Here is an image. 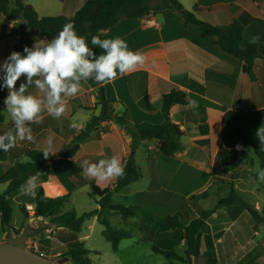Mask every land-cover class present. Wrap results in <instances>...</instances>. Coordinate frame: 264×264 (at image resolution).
<instances>
[{"label":"crops","instance_id":"crops-1","mask_svg":"<svg viewBox=\"0 0 264 264\" xmlns=\"http://www.w3.org/2000/svg\"><path fill=\"white\" fill-rule=\"evenodd\" d=\"M179 1L186 10L196 13L200 19L213 24L226 25L232 21L239 22L244 27L243 36L246 40L250 41L252 37L259 36L260 40L258 44L264 45V0ZM14 2L15 0H10L11 6H13ZM24 2L35 10L40 17H71L83 6L85 0H24ZM159 4L147 6L153 8ZM0 23L5 24L11 30L10 36L0 38V63H2L13 52L14 46L22 39L23 36L18 34V29L19 27L26 26V24L22 19L12 22L6 20L1 15ZM99 35L101 39H110L117 36L124 39L132 51L140 52L144 55V63L139 65L135 71L123 76H117L115 80L110 82L95 84L89 80L83 85L87 90L84 94L76 97L74 101L65 103L66 111L60 119L52 117L46 111L42 112L40 122H33L29 125L32 128L34 141H17L16 146L10 149L8 160L0 164L3 174L0 184L5 182V188L1 193L5 192L10 183L19 177L16 166L17 162H25L22 160L24 156L18 152V149L27 147L44 151L47 139L51 138L54 141L55 150L48 154L47 174L49 181H60L67 190L71 191L72 195L69 200L77 192L89 196L92 186L98 183L84 171L82 167L83 161L88 160L94 163L100 159L110 158L113 155L107 154L105 146L100 140L95 141L92 138H88L82 142L79 151L72 159L57 158L55 154L65 145L73 142V137L87 126L92 116H99L101 114L102 107L98 108L100 111L99 114H96L98 110L95 112L89 109L87 105L90 97L92 98L90 100L92 103L96 102L95 94L98 95L99 89L102 90L103 98L110 105L115 106V108L119 105L126 109L127 116L134 125L142 123L163 124L166 121L161 111L163 96L172 89L177 88L187 94L188 103L187 105H174L171 108L170 117L176 124L183 123L186 126H198L201 118L192 113V111L194 109L195 111H199L197 108L200 99H205L227 110L246 112L251 123L258 127L259 130L261 129L260 134H264V58L256 60L253 67V78H251L250 75L244 73L242 61L235 56L227 54L216 44V37L205 34L196 25L187 24L185 18L176 11L151 14L142 19H126L109 29L99 32ZM37 37L39 39L50 40L36 31L27 29L24 38L25 40L28 38L26 40L28 47H32L34 38ZM96 51L98 53L102 52L98 48ZM20 83L21 81L17 82V88ZM29 92L38 96L42 95L34 86L29 89ZM144 99L153 108L152 111L141 107L140 101ZM191 100L197 102L196 107L190 106L189 102ZM4 108L5 105L3 104L2 110ZM79 112H88V115L84 119L81 116L77 117ZM204 113L206 121L210 126V133L206 136L192 137L185 132L181 140L183 146L184 144L189 145V151L194 150L193 155H188L187 158L182 159L179 154L166 160L162 156H159L148 161L150 163L154 162L156 167H158L159 161L165 160L172 167L169 169V172L164 171L162 174H159L158 168V183L155 188L152 187L144 191L137 190L133 193L122 194L135 183L133 182L119 192H114L112 201L115 195H119L121 196V200H119L118 204L134 208L142 219L153 218L155 221H158L166 215L183 216L185 210L189 211L191 217L192 214H195L197 218L201 217L204 211L213 210L204 209L200 201H195V207H190L187 201L190 195L214 189L218 187L217 185H220L221 189L224 188L222 185L230 184L231 186L232 181L230 183L222 181L227 175L231 176L232 180H239L238 183L236 182L234 189L244 193V189H242L244 187L240 183L245 177H250L254 174V165L252 164L253 161L250 154L255 153L252 149L239 145V148L236 147V150L239 151V167L233 172L217 174L215 170L217 169L219 152L225 146L226 140L231 138V135L224 124V111L206 107ZM213 113L214 115H218L219 119L216 130L210 122V115ZM3 114L5 121L0 125V134L13 130L10 116L7 113ZM73 122L77 125L75 128L70 126ZM115 127L118 128L117 125ZM122 133L125 140L128 141L127 133L125 131H122ZM142 142L146 141L142 140ZM126 149L124 151L125 154ZM259 150L264 151V144H262L260 139ZM137 151L135 150L133 155L136 156ZM244 156L250 159V163L244 161ZM262 162L261 159L259 169H262ZM215 180L217 181L215 182ZM43 184L44 182L41 179L37 180L34 189H30V186L25 184V192L32 190L36 195L38 189ZM185 186L192 188L187 192H181ZM172 187L177 188L173 196L169 193ZM165 188L169 189L167 193H165ZM217 191L219 192L220 190L217 189ZM182 194H185L184 198L176 201L175 199L182 197ZM35 195H26L21 191L13 200L19 209V205L24 203L26 205H34V202L31 201H34ZM222 199L224 198H220L218 201L220 202ZM129 201L132 203H129ZM235 208L240 210V215L250 223L251 230L254 231L250 232L253 248L249 249L247 253L245 252L244 255H241L235 264H241L243 258L254 250H256L255 253L258 256L254 263L264 264V244L262 243L264 232L263 234L259 232V228L261 225H264V222L257 224L249 210L240 204L224 206L222 209L216 210L214 214L205 220L211 229L202 233L204 235H202L201 246H199L200 251L203 253L208 252L210 250V243H214L213 247L218 264H223L218 245L219 243L222 244L221 241L225 239L228 235L227 233L231 228L233 229L234 225V222L223 220V213L227 215V211L233 212ZM258 208H260L259 205L256 206L257 210ZM94 218L97 219V217ZM48 220V218L40 219L35 217L27 219L23 215V220L17 226H14V228L24 229L28 226L36 229L42 228L43 232L35 234V237L41 236L44 230L51 234L54 229L57 231L63 229L55 225H48ZM0 228L2 231L0 233L1 242L5 240L7 234L11 231L5 230L1 224V214ZM178 230L161 233L165 236V239H169V242L174 241V244L183 246L185 244L184 238L178 241L175 237ZM49 237V240H43L42 246L44 248L48 246L49 249L47 251L51 253L54 261H57L56 258L66 253L67 248L58 238L51 235ZM37 244L38 242L34 244L36 249ZM56 249L60 251L56 252ZM224 256L228 257L226 264L234 263L232 262L230 253ZM66 264L73 263L67 262Z\"/></svg>","mask_w":264,"mask_h":264},{"label":"trees","instance_id":"trees-1","mask_svg":"<svg viewBox=\"0 0 264 264\" xmlns=\"http://www.w3.org/2000/svg\"><path fill=\"white\" fill-rule=\"evenodd\" d=\"M166 11L179 12L186 20L187 24H193L201 28V30L211 36L216 37V44L229 55L235 56L243 63V71L253 78V67L258 59L264 58V45L250 43L243 36L244 27L237 21H232L226 25H216L209 21L200 19L196 13L188 11L184 8L179 0H163L159 5L150 8L146 4V0H85L83 6L76 11L71 17L55 16L40 17L35 10L28 6L24 0H16L13 6L10 0H0V15L6 20L16 22L22 19L26 26L19 27L18 34L23 36L20 42L14 46L13 51L23 53L24 47H28V43L24 38L27 29L36 31L42 36L52 39L63 26L67 23H73L78 35L87 38L90 42L91 37L99 34V32L109 29L119 22L126 19H142L151 14H159ZM11 35V30L3 23H0V38ZM92 83L99 84L95 80ZM86 92L83 86L80 92L73 97H68L65 103L74 101L76 97ZM7 96V90H0V110L3 109L4 99ZM106 104L108 101L103 99ZM187 94L177 88L164 94L161 111L165 118L163 124L154 125L151 123H142L134 125L130 122L127 112L115 118V123L128 133H133L140 140L156 141L157 148L162 156L166 159L173 158L182 149L181 139L185 132L180 125L172 121L170 117L171 108L174 105H187ZM143 109L152 111L153 108L144 99L140 101ZM206 107L215 108L225 112L224 124L230 132L231 138L227 139L225 146L219 152L217 159L218 173L233 172L239 167V151L236 150L237 145L250 148L254 153L262 159V169H264V151L259 150V128L254 126L248 114L244 111L227 110L226 108L211 103L205 99H200L198 110L192 113L200 116L201 121L198 126L187 125L186 134L189 136H206L210 133V126L205 118L204 110ZM106 120H111L109 116H105L104 111L100 116H92L87 126L73 137V142L63 147L55 154V157L62 159H72L79 151L82 142L91 138L92 132L97 131L100 124ZM5 121L4 114L0 112V125ZM22 156H28L31 159L28 162L18 161L16 166L19 177L14 179L7 190L0 192V214L1 224L5 230H11L19 234L20 229H16L11 225L14 212L13 198L21 192V186L26 184L30 176L36 175L38 172L39 179L44 184L38 189L35 198V218L50 220L51 225L63 228L57 234V238L65 244L67 250L62 257H68L73 264H93L90 259L92 251L87 248L86 243L77 236L83 231L84 222L88 218L97 217L98 221L105 227L104 236L111 243L114 252L119 251L122 240L133 237L131 230H122L118 226H113L110 218L114 214H120L121 221L125 228L129 226V219L136 215V211L132 207H126L120 204H114L112 201L113 192H119L126 186L138 181L142 175L134 156H130L124 165L123 175L112 189L109 180L106 186L95 184L89 193V197L93 199L99 206L98 209L84 213L79 216L76 211L61 212L63 206L67 203L72 192L67 190L60 181H49L47 161L43 155V151L23 147L18 149ZM135 152V148H133ZM10 150L7 152L0 151V164L8 160ZM3 174L0 165V182ZM142 195V194H141ZM139 195V196H141ZM236 191L232 190L228 198L222 199L219 206H231L236 204ZM257 224H261L264 220L256 209L246 206ZM20 212L25 218H30L24 204L19 205ZM216 208L204 211L201 217H188L189 211L182 215H166L155 221L153 218L142 219L138 223L139 241L142 243H150L154 240L156 233L167 232L170 230H183L184 240L187 246L186 255L188 258L195 256L199 250V236L206 228V222L212 214L216 212ZM264 214V210H263ZM70 233H66V231ZM156 254L165 256L170 262L182 261L180 255L175 251L162 250L158 247L153 248ZM208 255L214 258L212 264H218L214 247L208 251ZM173 264V263H171Z\"/></svg>","mask_w":264,"mask_h":264},{"label":"rangeland","instance_id":"rangeland-1","mask_svg":"<svg viewBox=\"0 0 264 264\" xmlns=\"http://www.w3.org/2000/svg\"><path fill=\"white\" fill-rule=\"evenodd\" d=\"M16 1V0H15ZM163 0H146V4L148 6H154L155 4L162 3ZM15 3V2H14ZM24 22V21H23ZM28 40V38L26 39ZM87 91V90H86ZM89 95V94H88ZM95 103H92L88 99L87 105L89 109L94 110L95 112L98 110L99 107H102V111H104L105 116H109L111 120H106L100 124L97 131H93L91 138L95 141H101L103 145L105 146V149L107 151V154H110L111 156H117L120 158L121 162L124 163L123 167L126 163V160L130 156H134L136 158V163L139 166L141 170V175H143V178L136 181L133 185H131L128 189H126L122 194L124 193H133L137 190H148L149 188L156 187L157 185V171L159 168V174L163 173L164 171L169 172V169L172 167L170 164H167L165 160L159 161L158 167L153 163H150L148 161H151L152 159H155L156 157L162 156V154L159 152L157 148V142L156 141H147L142 142L138 136H136L133 133H128L125 130H123L119 125L115 123V118L119 115L121 116L122 113H126L125 109L121 106L117 105V108L113 105H108L106 102H104V98L102 96V90H98V95L95 94ZM100 109L97 111L96 114H99ZM88 115V112H79L77 117H82L83 119ZM101 115V114H100ZM99 115V116H100ZM210 122L212 123L214 129L216 130V127L218 125L219 119L218 115L211 114L210 115ZM117 125L118 128L115 127ZM181 129L186 132V125L183 123L179 124ZM193 126V125H192ZM122 131H125L127 133V136L129 138L128 141L125 140L124 135ZM215 135V134H214ZM213 135V136H214ZM183 138V137H182ZM182 140V139H181ZM114 145V146H113ZM66 146V145H65ZM64 146V147H65ZM126 154L124 153L125 148ZM133 148L137 151L136 156L133 155ZM131 154L129 157L128 155ZM181 155L182 159H185L188 157V155H193L194 150L189 151V145L184 144L182 145L181 151L176 154ZM175 156V157H176ZM253 165H254V174L250 177H245V179L241 180L240 185L244 188V193H241L237 190H235L236 182L238 183L239 180H232L231 176H225V179L222 181L225 182H231V186L229 185H222L224 188L221 189L220 185H217L218 187L214 189H208L201 191L197 194L190 195L188 199V204L190 207H195V201H200L201 206L204 209H214L216 208L219 210L222 209L224 206H219V199L220 198H228L230 196V193L232 190L236 191L235 199H237L236 204H240L243 206H249L253 209H256V206L259 205L260 208H258V213L264 220V183L260 182L256 175V170L259 169L261 164V159L256 155L251 153L250 154ZM162 158H164L162 156ZM245 158V159H244ZM244 161H247V163H250V159L248 157L244 156ZM165 159V158H164ZM96 183L105 185L107 184L106 180H98L96 178H93ZM119 177H113L108 179L109 185L112 186V188H115V185L118 181ZM217 180H215L216 182ZM221 181V180H219ZM114 186V187H113ZM5 188V182H2L0 184V192H2ZM192 187L185 186L183 187V191L181 192H187ZM177 188H170V195L173 196ZM217 189L220 191L218 192ZM165 193L169 191L168 188L164 189ZM91 192V190L89 191ZM114 194V192H113ZM121 195V194H120ZM165 195V194H164ZM185 194H182V197H178L175 199L176 201L182 200L184 198ZM113 197V196H112ZM180 198V199H179ZM207 198V199H204ZM204 199V200H203ZM121 200V196L115 195L113 198V203L118 204ZM31 202H34L33 200ZM218 202V203H217ZM129 203H132L129 201ZM26 206V203H24ZM235 205V204H234ZM99 208V206L96 204V202L91 199L88 195L83 194L81 192H77L73 195V197L63 206L61 212H69V211H76V213L81 216L84 213H88L90 211L96 210ZM189 208V207H188ZM190 209V208H189ZM27 210V208H26ZM28 212V211H27ZM225 212V211H223ZM226 213H223V220L234 222L233 229L231 228L230 231L227 233L228 235L223 239L222 244L219 243V254L221 257V260L223 264L227 263L228 257L226 258L224 255L230 253L232 262L235 264L236 261L239 260L241 255H244L245 252L247 253L249 249L252 247V242L250 240V232H254L251 230L250 223L242 216L240 215V210L238 208H235L233 212L227 211ZM29 214V217H34V214ZM185 214V212H184ZM186 214H188V210H186ZM200 214V213H199ZM190 215H188L189 217ZM191 217V216H190ZM192 217H195V214H192ZM142 218L140 215L136 213L134 217H131L129 219V226L128 228H125L123 225V222L121 221L120 214H114L110 218L111 223L113 226H118L122 230H131L133 237L130 239L122 240L120 243L119 251L114 252L112 250L111 243L107 241V239L104 236V230L105 227L98 221L96 218H88L84 222L83 231L81 233H78L77 236L80 238V240L84 241L86 243L87 248H89L92 253L90 254V259L92 260L93 264H212L214 261V258L212 256L208 255V252H202L200 249L197 251L195 256L192 258H188L186 255L187 246L186 243L182 246L179 244H174V241L169 242V239H165V236L162 235L161 232L156 233L154 240L152 242L148 243H142L139 241L140 233L138 228V223ZM23 220V215L18 209V206L15 204L14 206V212H13V219L11 222V225L17 226L19 222ZM210 222V221H209ZM264 222V221H263ZM262 222V223H263ZM48 225L50 224V220H48ZM52 226V225H51ZM27 228V227H26ZM26 228L20 229V233H22ZM54 229V228H53ZM208 229H211L207 224L204 231H202L200 234V238L198 240V245L201 246V240H202V234L203 232L207 231ZM217 230V228H216ZM0 228V233H1ZM13 236H17L18 234L14 231H10ZM38 232V233H37ZM36 232L37 234H40V232H43L42 228H38ZM60 231H57L56 229L53 230L51 234L48 233V231L44 230V233L41 234L39 237H35V235H32L27 240V248L29 249L30 246L34 247L35 242L37 244V249L34 247L35 250L43 252L46 255V260L54 261L53 257H51V253L47 250L49 249L48 246H42L44 239H50V235L53 237H58L57 234ZM70 233V231H66V233ZM259 232L263 234L264 232V225H261L259 228ZM19 233V234H20ZM177 234H175V237L178 239V241L182 240L184 238L183 230L176 231ZM217 238V237H216ZM259 238V237H258ZM264 244V240L262 242ZM209 249L213 248L214 243H210ZM154 247H158L163 250L168 251H175L180 257L182 258V261H173L170 262L165 256L161 254H156L153 250ZM62 250V248H60ZM59 249H56L55 251H60ZM54 251V252H55ZM256 250H254L252 253L247 254L242 260L241 264H255L256 258L258 257L256 255ZM63 258L62 255L59 258H56L57 260ZM237 263V262H236ZM66 264V263H65Z\"/></svg>","mask_w":264,"mask_h":264},{"label":"clouds","instance_id":"clouds-1","mask_svg":"<svg viewBox=\"0 0 264 264\" xmlns=\"http://www.w3.org/2000/svg\"><path fill=\"white\" fill-rule=\"evenodd\" d=\"M260 40L254 36L250 43ZM102 50L97 52L96 49ZM145 57L140 52L132 51L127 42L119 36L101 39L100 35L87 38L78 35L73 23H67L62 30L50 40L34 38L32 47H24L23 53L13 51L0 63V90H7L4 99V110L13 123V130L0 134V151L7 152L14 148L17 141L33 142L31 123H39L41 113L46 111L56 119H60L65 111V100L76 96L89 80L98 83L110 82L127 73L135 71L142 65ZM23 78V79H22ZM21 81L17 88V82ZM35 87L41 96L34 95L29 89ZM191 107L197 102L191 100ZM71 127L77 125L73 122ZM258 133L264 144V134ZM240 147L239 145L237 146ZM54 141L47 139L46 149L42 152L47 158L54 152ZM31 158L24 156L23 161ZM82 167L88 176L98 180H108L123 175L124 168L119 157L112 156L97 162L84 160ZM39 172L30 176L26 184L34 189L39 179ZM257 178L264 183V169L256 170ZM26 195H35L29 190Z\"/></svg>","mask_w":264,"mask_h":264},{"label":"water","instance_id":"water-1","mask_svg":"<svg viewBox=\"0 0 264 264\" xmlns=\"http://www.w3.org/2000/svg\"><path fill=\"white\" fill-rule=\"evenodd\" d=\"M36 232L37 229L32 226H28L17 236L9 232L5 240L0 242V264H65L72 262L68 257L57 261L46 260L38 253L30 251L26 243Z\"/></svg>","mask_w":264,"mask_h":264},{"label":"built area","instance_id":"built-area-1","mask_svg":"<svg viewBox=\"0 0 264 264\" xmlns=\"http://www.w3.org/2000/svg\"><path fill=\"white\" fill-rule=\"evenodd\" d=\"M26 208H27L28 213L35 214V206L34 205L27 204ZM29 250L38 253L40 255V257H42L43 259L46 258V255L43 252L35 250L34 247H32V246H30Z\"/></svg>","mask_w":264,"mask_h":264}]
</instances>
